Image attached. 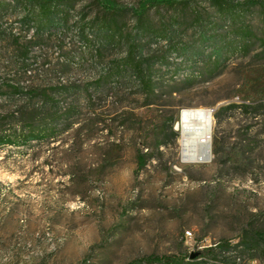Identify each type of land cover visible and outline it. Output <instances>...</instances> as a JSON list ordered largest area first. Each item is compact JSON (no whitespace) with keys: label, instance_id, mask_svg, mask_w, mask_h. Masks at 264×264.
I'll use <instances>...</instances> for the list:
<instances>
[{"label":"rangeland","instance_id":"obj_1","mask_svg":"<svg viewBox=\"0 0 264 264\" xmlns=\"http://www.w3.org/2000/svg\"><path fill=\"white\" fill-rule=\"evenodd\" d=\"M113 1L123 32L111 40L96 0L59 4L54 27L40 23L35 1L0 0V132L17 126L18 107L40 90L60 113L76 107L56 122L55 139L0 148V264H131L240 242L245 231L241 255L264 261L252 240L264 232V7L234 10L232 20L209 0L151 9L142 45L159 88L150 96L132 71L123 69V81L113 75L139 34L140 0ZM174 45L180 56H169ZM216 49L222 62L211 75ZM232 103L259 105L261 117L229 111L219 123L217 111ZM190 109L212 112L208 163L182 161L179 122ZM138 152L147 155L142 170Z\"/></svg>","mask_w":264,"mask_h":264},{"label":"trees","instance_id":"obj_2","mask_svg":"<svg viewBox=\"0 0 264 264\" xmlns=\"http://www.w3.org/2000/svg\"><path fill=\"white\" fill-rule=\"evenodd\" d=\"M35 1L39 9V21L45 27H54L61 24V21L56 18L55 7L61 3L73 0H28ZM102 7L103 16L101 18L97 17L96 22L100 24V30L104 31L108 39L114 40L118 37V34H122V25L117 22V16L123 12L122 7L119 6L113 0H96ZM214 6H217L221 11L224 19L232 20L235 16L234 10L246 11L255 7H264V1L248 0L241 4H231L228 0H209ZM186 3L180 0H140L137 9L133 10L134 17L136 19L137 33L130 38L128 49L125 57L121 62L117 63L111 69L113 71L114 77H119L120 80H125L123 77L124 70L132 71L137 83H139V90L146 93V95L153 96L159 88V83L154 79V60L149 56H144V45H142L143 40L147 36L152 35V31L147 24V16L151 9L167 7L172 8ZM242 34L250 36L252 34L250 28H242ZM156 42H161V38L154 39ZM153 41V42H155ZM155 44V43H154ZM157 44V43H156ZM176 46H171V51L169 56L179 55L176 52ZM216 61H209L206 67L209 69L211 75L215 74L221 65V55L220 51L216 49ZM180 56V55H179ZM125 71V72H126ZM210 75V76H211ZM102 80V79H101ZM100 81V80H99ZM17 92H20V88H14ZM176 93V91H173ZM38 97L37 99H27L28 101H23L22 105L18 107L17 114L19 115V121L17 126L12 130H5L0 132V148L5 146L13 147H23L29 145L32 142H46L51 139H55L59 132L56 129V122L59 118L69 117L71 113L75 110V106H70L65 113H60L53 95L49 90H40L35 92ZM152 105V103H147L146 106ZM239 110L242 114H248L252 116L254 120L261 117V111L259 105H249L246 103L236 104L232 103L219 108L215 118L220 123V114L228 113L229 111ZM15 114L12 117L15 118ZM224 143L216 136V146L215 154L219 157L223 154ZM236 150L235 156L238 162L245 159L244 147L240 144ZM254 148L250 149V154H254ZM138 170H142L147 165V155L138 152L137 155ZM249 239V232L245 231L239 245H233V241H225L221 243L218 252L208 249L205 250L202 256L196 255L192 258L191 255H170V256H149L135 261L131 264H231V259L227 256L230 252H238L239 247L243 246L246 250V241ZM258 245L264 246V232H254L253 239ZM241 245V246H240ZM238 246V247H237ZM234 247V248H233ZM224 253V254H223ZM243 253V252H242ZM220 254V256H219ZM226 256V257H225ZM225 257V258H224ZM254 257V254L251 255ZM259 258V257H257ZM227 262V263H226Z\"/></svg>","mask_w":264,"mask_h":264},{"label":"bare ground","instance_id":"obj_3","mask_svg":"<svg viewBox=\"0 0 264 264\" xmlns=\"http://www.w3.org/2000/svg\"><path fill=\"white\" fill-rule=\"evenodd\" d=\"M179 129L182 135V161L184 163L199 164L210 162L212 159V112L205 109L184 110L180 117ZM232 244L239 245V241H233ZM239 251H245L243 246L239 247ZM241 252L240 254L238 252L228 253L231 254L227 255L231 259V264H237V262L244 258ZM195 256L193 255L192 258Z\"/></svg>","mask_w":264,"mask_h":264},{"label":"built area","instance_id":"obj_4","mask_svg":"<svg viewBox=\"0 0 264 264\" xmlns=\"http://www.w3.org/2000/svg\"><path fill=\"white\" fill-rule=\"evenodd\" d=\"M193 233L190 231H186L185 233V240L186 242H193ZM192 245V244H191ZM221 246V242H213V243H204L202 242L201 244H193L192 245V252L189 253V255H197L198 258L199 256H202L203 252L205 250L211 249L214 250L215 252H218V248H220ZM233 254V253H232ZM227 255H231V254H227ZM220 256V254H219ZM237 264H264V261H262L261 259L257 258L256 256L251 257V256H245L244 258H242L239 262H237Z\"/></svg>","mask_w":264,"mask_h":264}]
</instances>
